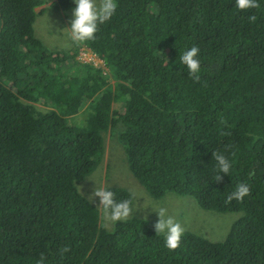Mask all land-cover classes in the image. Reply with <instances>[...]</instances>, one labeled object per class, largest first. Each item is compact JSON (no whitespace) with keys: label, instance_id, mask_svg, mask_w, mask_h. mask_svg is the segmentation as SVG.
Wrapping results in <instances>:
<instances>
[{"label":"trees","instance_id":"trees-1","mask_svg":"<svg viewBox=\"0 0 264 264\" xmlns=\"http://www.w3.org/2000/svg\"><path fill=\"white\" fill-rule=\"evenodd\" d=\"M45 1L0 0V264H264V0L244 10L117 0L95 38L71 50L35 36ZM193 44L198 80L179 62ZM82 46L104 67L78 60ZM106 133L152 197L238 213L225 238L184 231L169 249L150 219L101 225L78 184L102 161ZM215 151L232 164L219 179ZM239 183L249 194L228 201ZM108 187L118 200L131 194Z\"/></svg>","mask_w":264,"mask_h":264},{"label":"rangeland","instance_id":"rangeland-1","mask_svg":"<svg viewBox=\"0 0 264 264\" xmlns=\"http://www.w3.org/2000/svg\"><path fill=\"white\" fill-rule=\"evenodd\" d=\"M53 1L46 0L36 7L37 16L33 23L34 34L47 49L71 50L73 42L66 28L71 18V10L66 14L61 9L51 7ZM77 59L104 67L102 60L83 46L79 48ZM104 142L105 151L102 161L78 184L79 191L99 208L101 225L111 229L115 222L105 219L102 207L98 204V197L91 198V194L98 187L120 186L136 194L137 199L134 201L136 208L130 217H143L155 223L158 219L156 210L165 207L168 215L173 216L182 224L184 231L200 233L211 241H220L225 238L231 223L238 217V213L204 209L190 195L167 192L160 198L152 197L130 171L124 147L119 138L110 137V134L106 133Z\"/></svg>","mask_w":264,"mask_h":264},{"label":"clouds","instance_id":"clouds-1","mask_svg":"<svg viewBox=\"0 0 264 264\" xmlns=\"http://www.w3.org/2000/svg\"><path fill=\"white\" fill-rule=\"evenodd\" d=\"M71 18L68 26L69 37L73 42H85L95 38L94 34L100 25L109 21L116 12L117 0H71ZM257 0H235V7L244 10L255 8ZM250 20H255L254 15L249 16ZM199 48L195 44L185 48L179 55V62L183 64L189 76L193 80H198L200 72ZM217 170V179L220 174L229 173L232 164L229 158L222 151L212 152ZM250 192V187L246 183H239L235 190L230 192L226 199L231 201L242 200ZM92 197H98V204L102 207L105 219L116 222L123 221L132 216L137 199L135 193H131L128 198L116 199V193L108 186L95 188ZM158 219L153 227L156 234L163 236L164 245L169 249H175L180 245L184 232V227L173 216L168 215L165 207L156 210Z\"/></svg>","mask_w":264,"mask_h":264}]
</instances>
